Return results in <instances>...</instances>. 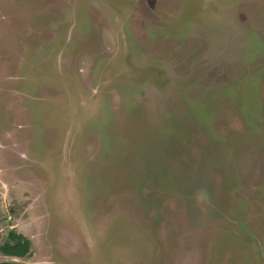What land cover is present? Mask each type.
Returning a JSON list of instances; mask_svg holds the SVG:
<instances>
[{"label": "rangeland", "instance_id": "1", "mask_svg": "<svg viewBox=\"0 0 264 264\" xmlns=\"http://www.w3.org/2000/svg\"><path fill=\"white\" fill-rule=\"evenodd\" d=\"M26 264H264V0H0V245Z\"/></svg>", "mask_w": 264, "mask_h": 264}, {"label": "trees", "instance_id": "2", "mask_svg": "<svg viewBox=\"0 0 264 264\" xmlns=\"http://www.w3.org/2000/svg\"><path fill=\"white\" fill-rule=\"evenodd\" d=\"M31 255V240L15 230H10L8 239L0 245V256L24 260ZM0 264H26L20 260H3Z\"/></svg>", "mask_w": 264, "mask_h": 264}, {"label": "flooded vegetation", "instance_id": "3", "mask_svg": "<svg viewBox=\"0 0 264 264\" xmlns=\"http://www.w3.org/2000/svg\"><path fill=\"white\" fill-rule=\"evenodd\" d=\"M11 230H14V229H11Z\"/></svg>", "mask_w": 264, "mask_h": 264}]
</instances>
